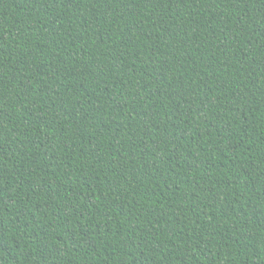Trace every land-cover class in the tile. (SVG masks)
<instances>
[{"label": "trees", "instance_id": "16d2710c", "mask_svg": "<svg viewBox=\"0 0 264 264\" xmlns=\"http://www.w3.org/2000/svg\"><path fill=\"white\" fill-rule=\"evenodd\" d=\"M0 264H264V0H0Z\"/></svg>", "mask_w": 264, "mask_h": 264}]
</instances>
